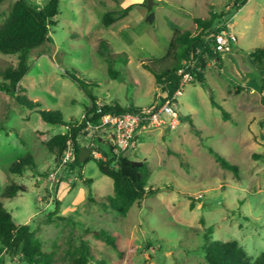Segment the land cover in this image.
I'll return each mask as SVG.
<instances>
[{
    "label": "rangeland",
    "instance_id": "rangeland-1",
    "mask_svg": "<svg viewBox=\"0 0 264 264\" xmlns=\"http://www.w3.org/2000/svg\"><path fill=\"white\" fill-rule=\"evenodd\" d=\"M15 1L0 4L1 22ZM29 1L37 6L46 2ZM154 2L150 22L147 0H60L50 40L30 51V69L20 81V95L37 101L41 109L58 111L66 121L81 119L91 103L68 77L73 70L90 83L100 104L149 106L162 91L142 63L165 68L173 62L166 53L175 28L196 33L194 17L227 13L220 25L235 33L237 42L222 52L219 63L208 61L205 84H185L176 107L179 125L143 128L135 148L127 151L130 158L147 162V188L157 192L135 203L126 215L108 207L113 179L100 171L95 159L71 173L67 166L56 174L59 181H53L57 165L47 141L67 127L45 122L36 108H27L0 90V204L16 222L36 230L44 249L55 252L53 264H69L65 251L80 238L89 240L95 257L108 264H206L202 244L208 227L213 239H237L253 258L264 251V105L256 84L264 70L250 56L264 47V0H248L234 14V0ZM130 4L135 6L125 18L104 26L106 12ZM103 40L113 67L120 71L116 78L109 75L108 61L99 53ZM18 57L0 53V70L15 66ZM212 97L228 118L213 105ZM100 135L109 140L107 134ZM92 141L88 133L79 137L82 147ZM210 148L238 165L239 175L222 168ZM27 154L34 164L22 173L11 172L10 167ZM10 184L27 190L8 198ZM90 191L97 201L89 200ZM100 229L117 237L119 250L94 236ZM0 264L28 263L0 246Z\"/></svg>",
    "mask_w": 264,
    "mask_h": 264
},
{
    "label": "trees",
    "instance_id": "trees-1",
    "mask_svg": "<svg viewBox=\"0 0 264 264\" xmlns=\"http://www.w3.org/2000/svg\"><path fill=\"white\" fill-rule=\"evenodd\" d=\"M5 0H0V4ZM248 0H234L232 13L234 14ZM135 4H130L123 9L108 11L104 14L102 22L108 27L113 23L125 18L134 8ZM60 11V0H46L42 6H37L29 0H16L10 8L9 13L0 21V53L18 54V62L15 66H8L0 70V90L6 92L19 104L27 108L34 109L40 113L42 120L51 124L66 126L67 131L55 134L47 141V146L54 153L56 165L61 161L64 150L68 144L73 145L75 159L70 163L69 170L71 173L77 166L81 167L80 152L82 145L79 143V137L83 135L88 120H97L102 115L112 113L133 112L142 106L129 104L121 106L119 104H100L101 112H98V98L92 94L87 81L82 79L75 70L67 72L69 78L75 81L90 98L91 103L84 112V118L72 121H66L58 111L46 110L39 108L37 101L31 100L19 94L23 88L20 81L29 72V53L32 49L39 47L50 40L49 29L52 24L57 23V17ZM227 13H213L210 17H194L198 31L193 33L190 30H181L175 28L172 37L169 40L167 55L173 57V62L165 68L159 70L146 62L142 66L151 71L156 80V84L162 92L168 96L180 87L182 75L179 69L186 61L189 63V70L194 75V80L205 84V69L208 61L222 60V52L217 51L214 47V41L210 37L212 33L217 32L226 25H220L225 21L222 18ZM102 50L99 53L108 61V71L112 78H116L120 71L115 69L112 64V55L106 50L107 42L102 41ZM201 51L198 52V49ZM125 54V53H124ZM250 56L256 63L257 67L264 70V47L256 48ZM124 63L127 62L125 55ZM257 86L262 92V103L264 105V75L256 80ZM212 103L222 111V116L228 118L227 111L218 104L212 97ZM194 129V124L190 120ZM196 130V129H195ZM103 157L96 158L91 153L84 162L90 159L97 161L100 171L113 179V194L107 196L108 205L100 201L105 207L121 215H126L135 203L143 198L154 195L157 189L147 188L148 185V165L144 160H134L130 158L127 151H116L115 146L110 140L101 137L94 138ZM209 152L215 157L216 161L222 168L231 170L236 176L239 175L238 165L230 162L219 152L210 148ZM259 156V155H255ZM33 157L27 154L21 157L10 171L13 173H22L23 168L27 165H33ZM85 182L91 183V179L85 178ZM26 187L20 184H10L7 187L5 196L13 198L18 192L26 191ZM89 200L97 201L89 192ZM57 202L55 215L59 209ZM194 202L190 207L194 208ZM49 218L51 214H49ZM57 218L64 219L63 216L57 215ZM203 222V219H202ZM213 229L208 227L204 233L202 244L203 256L206 264H264V251L257 257L253 258L246 248L240 244L237 239L215 240L212 237ZM97 239L104 241L106 244L118 249L117 237L104 229L94 233ZM0 246L1 249L13 256H18L21 261L28 264H53L56 262L55 252L44 249L42 239L37 235L36 230L29 223H18L13 218L12 213L0 204ZM65 256L69 259V264H108L103 258L97 259L92 251L89 240L80 238L77 245H70Z\"/></svg>",
    "mask_w": 264,
    "mask_h": 264
},
{
    "label": "built area",
    "instance_id": "built-area-1",
    "mask_svg": "<svg viewBox=\"0 0 264 264\" xmlns=\"http://www.w3.org/2000/svg\"><path fill=\"white\" fill-rule=\"evenodd\" d=\"M214 41L213 47L220 52H227L231 50L232 46L237 42V36L228 27H222L217 32L210 36ZM201 48L198 49V52ZM179 74L182 75L180 87L168 96L166 92H162L158 99L149 106H142L140 109L133 112L124 113H106L97 120H88L84 132L91 134L92 138L101 137L100 133L107 134L109 140L115 146L116 151H128L134 149L137 143V133L139 130L148 126H167L172 129L176 128L180 123V116L177 112L178 97L182 94L185 84L194 80V75L189 70V63L186 61L179 69ZM162 91V90H161ZM101 112L100 103L97 109ZM84 114L81 117L84 118ZM98 144L93 139L88 148L97 158L103 157L102 152L97 149ZM75 159V152L73 145L68 144L64 150L60 163L57 169L51 173L53 181L58 182L56 178L58 172L64 171L67 166ZM55 182V183H56Z\"/></svg>",
    "mask_w": 264,
    "mask_h": 264
},
{
    "label": "water",
    "instance_id": "water-1",
    "mask_svg": "<svg viewBox=\"0 0 264 264\" xmlns=\"http://www.w3.org/2000/svg\"><path fill=\"white\" fill-rule=\"evenodd\" d=\"M154 0H147V10L149 11L147 15V20L152 22L154 19V12H153V5H154ZM91 154V150L88 147H82L81 152H80V161L84 162L85 159Z\"/></svg>",
    "mask_w": 264,
    "mask_h": 264
},
{
    "label": "crops",
    "instance_id": "crops-1",
    "mask_svg": "<svg viewBox=\"0 0 264 264\" xmlns=\"http://www.w3.org/2000/svg\"><path fill=\"white\" fill-rule=\"evenodd\" d=\"M98 101H99V98H98ZM99 103V102H98ZM83 147H85V146H83Z\"/></svg>",
    "mask_w": 264,
    "mask_h": 264
}]
</instances>
